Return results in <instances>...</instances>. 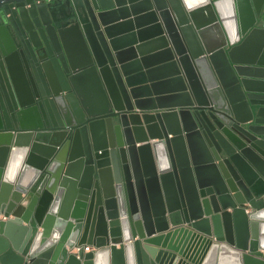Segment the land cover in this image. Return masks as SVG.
<instances>
[{
  "label": "water",
  "instance_id": "1",
  "mask_svg": "<svg viewBox=\"0 0 264 264\" xmlns=\"http://www.w3.org/2000/svg\"><path fill=\"white\" fill-rule=\"evenodd\" d=\"M0 264H264V0H0Z\"/></svg>",
  "mask_w": 264,
  "mask_h": 264
},
{
  "label": "built area",
  "instance_id": "2",
  "mask_svg": "<svg viewBox=\"0 0 264 264\" xmlns=\"http://www.w3.org/2000/svg\"><path fill=\"white\" fill-rule=\"evenodd\" d=\"M91 248V245L83 243L75 245L71 251L77 253L80 249H82L83 251H89Z\"/></svg>",
  "mask_w": 264,
  "mask_h": 264
}]
</instances>
